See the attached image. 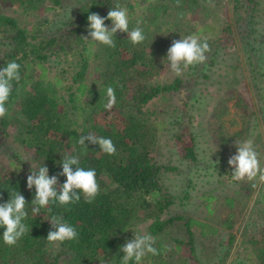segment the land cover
I'll return each mask as SVG.
<instances>
[{
	"label": "trees",
	"instance_id": "obj_1",
	"mask_svg": "<svg viewBox=\"0 0 264 264\" xmlns=\"http://www.w3.org/2000/svg\"><path fill=\"white\" fill-rule=\"evenodd\" d=\"M66 1L0 0V5H9L29 18L41 8L63 7ZM73 1L69 15L59 22L44 17L24 22L0 10V68L15 61L20 65L21 76L18 83L13 82L7 114L0 118V140L9 141L4 146L8 161L0 160V203L7 202L14 189L22 194L28 213L23 222L29 228L13 246L3 242L4 229L0 228V264H104L105 261L120 264L123 256L120 247L140 232L139 226L144 222H147L146 233L156 238L154 246L160 254H147L140 264H223L235 238L230 229L239 196L236 190L235 194L223 196L203 193L206 213L202 218L178 213L163 216L175 202V196L166 192L162 179L165 170L174 166L154 159L159 130L168 121L162 116L152 117L149 103L158 96L170 99L181 88L191 86V80L195 82L200 72L202 77L206 76L204 71L208 65L216 62L221 51L233 46L243 50L252 70L259 48L257 43L262 41L260 35L264 37L261 30L264 29V0H231V17L225 18L214 34L207 29L213 18L210 16H217L220 0H180L179 5L177 0ZM117 3L127 7L129 30L141 27L145 40L134 45L126 33L118 30L114 34L115 47L86 41L85 37L91 39L87 16L97 13L106 17ZM105 26L110 28L111 21L105 20ZM197 34L210 46L199 71L194 70L189 78L181 74L170 80L163 79L161 73L169 68L165 58L171 42ZM51 68L55 71L53 74ZM257 77L263 78L264 72L253 73L252 79ZM109 86L114 88L116 96L110 110L104 107ZM233 94L229 90L216 99L211 117L218 120L213 142L235 154V142L244 140L255 124V111L243 110L241 126L227 129L222 118L226 101ZM186 101L183 102L187 106ZM165 102L169 108L173 106L172 113L187 117V124L172 120L179 122L173 137L181 147L182 158L197 162L199 132H195L192 123L194 115L188 107ZM261 107L264 114V104ZM89 133L110 138L116 153L105 154L98 145L87 141L86 148L75 143L81 135ZM13 143L25 150L26 158L11 146L7 149ZM65 155H76L80 167L95 169L100 187L98 195L91 203L82 194L78 202L68 205L50 203L34 216L31 200L35 188L29 190L26 186L30 170L42 165L47 167L50 177H58L59 190L66 181L59 175ZM240 188L250 193L254 185L252 181H245ZM211 199H217L218 209L227 207L224 215L217 213L212 220L208 216L214 211L209 204ZM52 215L62 216L74 226L77 238L49 243L46 240L51 227L48 219ZM259 219L257 224L252 222L253 231L246 233L244 228L243 232L242 239L251 252V264H264V214ZM174 224L179 225L182 233L171 246L163 235L172 231ZM221 230L228 231L226 243L222 238L220 242L225 253L216 251L215 261L198 254V241L200 246L204 245ZM245 263L242 258L240 264Z\"/></svg>",
	"mask_w": 264,
	"mask_h": 264
},
{
	"label": "rangeland",
	"instance_id": "obj_2",
	"mask_svg": "<svg viewBox=\"0 0 264 264\" xmlns=\"http://www.w3.org/2000/svg\"><path fill=\"white\" fill-rule=\"evenodd\" d=\"M73 2V0H67L63 7L41 8L30 15L29 18H25L17 9L6 4L0 5V10L17 16L24 22L26 20L30 22L36 21L43 17L59 22L69 15ZM231 7V0H220L217 6V16H210L213 17L209 20L211 25L207 29L210 34H214L217 31L225 18L231 17ZM194 17H197V15L195 14ZM196 36L201 39L199 34ZM260 38L262 41L257 43L259 48L254 55L255 61L252 65V70L249 68L250 64L246 60L243 50L238 46H233L226 51H221L216 62L208 65V68L204 71L207 74L206 76L202 77V72H200L195 82L191 80V86L185 89L181 88L178 94H173L170 99L158 96L149 103V112L152 114V117L158 116L160 118L162 116L165 118V121H168V123L163 125L164 128L159 130V145L158 149L154 151V159L158 163L174 166L172 169L165 170L162 179L166 192L175 196V202L169 206L163 213V216L167 217L178 213L202 218L206 213L203 193L223 196L225 194H235L236 190V196H239V205L235 208V221L233 227L230 229L235 234V238L223 264H240L242 258H244L245 264H251L250 249L242 238L244 228H246V233L253 231L252 222L257 224L260 220L259 216L264 214V182H260L258 179L252 181L254 188L252 192L248 193V191L246 192L247 189L241 190L240 188V185L247 180H232L231 174L233 168L228 165L227 161L234 153L223 150L213 142L214 130L218 129V120L211 117V112L215 111L216 99L220 95L223 96L229 90H233L234 94L226 101L227 109L222 118L224 119L223 124L227 129L234 130L241 126V114L243 110L251 109L255 111V124L253 127L251 126L245 139L251 138L253 140L254 147L259 153L260 165L264 168V114L261 107V104H264V77L252 79L253 73H257L258 71L264 72L259 69L264 68V37L260 35ZM200 67L201 64L197 67L191 66L182 74L189 78L194 75L193 71H197ZM51 70L53 74L55 71L52 68ZM90 71L91 67L89 68ZM174 76L176 75L171 73L169 68L161 73L163 79L170 80ZM165 99L170 103H177L180 108H190V112L194 115L192 123L196 127L195 132H199L197 143L199 160L197 162H190L182 158L180 153L181 147L176 145L173 137L175 128L179 127V122L173 123L174 121L172 122V120L178 119L187 124L188 119L179 113H172L173 106L169 108V103H166ZM184 100H187V106L184 104ZM230 118H233L234 121L229 122ZM168 127H171L172 130L167 131L166 128ZM6 143H9L7 139L0 140V160L6 159L5 163L8 161V155L4 153ZM10 146L19 152L22 158H26L24 149L17 147L15 143L13 145L8 144L7 149ZM243 192L245 193L242 194ZM256 198L257 200H255ZM216 202L217 199H211L209 203L210 207L214 208V211L208 215L211 220L217 213L218 215L219 213L220 215H224L227 211V207L221 210L218 209ZM261 220L263 219L261 218ZM178 221L180 222V220ZM146 225L147 222H144L139 226L141 233L147 232ZM227 232L221 230L218 235L208 238L204 245L200 243L201 246L198 241V254L209 256L208 259L210 261L217 260L216 251L220 254L225 253V247L220 242L222 238L224 244L226 243ZM181 233L182 230L179 225L174 224L173 230L167 231L163 237L169 245L173 246L176 236ZM177 254H180V250Z\"/></svg>",
	"mask_w": 264,
	"mask_h": 264
},
{
	"label": "clouds",
	"instance_id": "obj_3",
	"mask_svg": "<svg viewBox=\"0 0 264 264\" xmlns=\"http://www.w3.org/2000/svg\"><path fill=\"white\" fill-rule=\"evenodd\" d=\"M180 0H177L179 5ZM105 20L111 21V27L105 26ZM88 21V39L92 42L100 43L108 47H115L114 34L119 30L127 34V39L132 44H139L145 40V35L141 27L137 26L129 30V18L127 7L117 3L113 8L109 9L106 17H101L97 13L87 16ZM210 51L207 40H201L196 35H188L178 40H173L167 49L166 60L168 67L176 76L181 75L191 66L203 64L207 57L206 53ZM20 65L15 61H10L6 66L0 68V118L7 114L6 104L13 89V82H19ZM116 103L115 90L111 86L106 89L105 109H111ZM85 141L99 146V149L108 155L116 153L115 145L110 138H104L89 133L81 135L75 140L80 146H85ZM236 153L229 157L227 163L233 168L231 178L234 181H254L264 182V168L260 165L259 153L254 147L251 138L235 142ZM62 171L59 175L66 178V181L57 189L58 177L56 175L49 176L48 168L39 166L30 170L26 179V186L29 190L35 188V195L31 200L33 205L31 211L34 216L40 213L41 208H46L50 203H58L61 206L78 202L81 194L86 202L91 203L100 191L99 184L96 179L95 169H85L80 167V159L76 155H65L60 163ZM75 166V170H73ZM32 168V167H31ZM25 198L17 190L11 191L9 199L5 203H0V228H3V242L8 246H13L27 232L28 226L23 222L28 213L25 210ZM49 211L51 209L49 208ZM50 230L46 240L49 243H63L77 238L78 233L74 226L69 224L62 216L52 215L48 219ZM156 238L151 234H141L137 232L133 234L131 240L126 241L121 247L123 252L120 264H140L142 259L151 254L156 256L160 254L154 245ZM167 250V249H165ZM104 264H109L105 261Z\"/></svg>",
	"mask_w": 264,
	"mask_h": 264
}]
</instances>
